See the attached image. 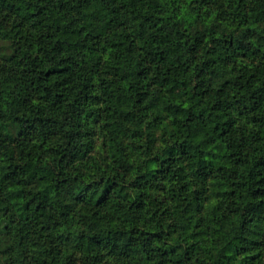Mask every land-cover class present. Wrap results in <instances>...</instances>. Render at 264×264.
Here are the masks:
<instances>
[{
  "label": "trees",
  "instance_id": "trees-1",
  "mask_svg": "<svg viewBox=\"0 0 264 264\" xmlns=\"http://www.w3.org/2000/svg\"><path fill=\"white\" fill-rule=\"evenodd\" d=\"M0 264H264V0H0Z\"/></svg>",
  "mask_w": 264,
  "mask_h": 264
},
{
  "label": "rangeland",
  "instance_id": "rangeland-1",
  "mask_svg": "<svg viewBox=\"0 0 264 264\" xmlns=\"http://www.w3.org/2000/svg\"><path fill=\"white\" fill-rule=\"evenodd\" d=\"M252 179L250 177L238 180L232 187V189L237 193H244L250 186Z\"/></svg>",
  "mask_w": 264,
  "mask_h": 264
}]
</instances>
